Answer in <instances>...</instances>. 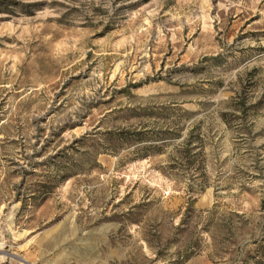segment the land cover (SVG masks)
<instances>
[{
	"label": "rangeland",
	"instance_id": "374dc122",
	"mask_svg": "<svg viewBox=\"0 0 264 264\" xmlns=\"http://www.w3.org/2000/svg\"><path fill=\"white\" fill-rule=\"evenodd\" d=\"M0 264H264V0H0Z\"/></svg>",
	"mask_w": 264,
	"mask_h": 264
},
{
	"label": "trees",
	"instance_id": "16d2710c",
	"mask_svg": "<svg viewBox=\"0 0 264 264\" xmlns=\"http://www.w3.org/2000/svg\"><path fill=\"white\" fill-rule=\"evenodd\" d=\"M49 192V188L46 185L41 186L40 190H38V194L31 197L32 202L37 203L43 201Z\"/></svg>",
	"mask_w": 264,
	"mask_h": 264
}]
</instances>
